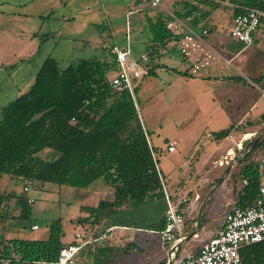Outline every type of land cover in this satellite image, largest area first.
I'll use <instances>...</instances> for the list:
<instances>
[{
    "label": "rangeland",
    "instance_id": "obj_1",
    "mask_svg": "<svg viewBox=\"0 0 264 264\" xmlns=\"http://www.w3.org/2000/svg\"><path fill=\"white\" fill-rule=\"evenodd\" d=\"M214 1L220 2V6L207 7L210 12L207 22L219 29L228 23L231 10L225 6L227 0ZM160 4L163 5L164 0H161ZM136 5L135 0H0V111L2 107L29 90L46 58L55 59L59 68L64 69L70 63L82 59L108 57V51L102 45L123 43L126 13L135 9ZM156 10L158 8L154 9V12ZM137 17H139L137 25L140 23L143 25L141 13L130 16V22ZM135 39L139 43L144 42L145 30L139 31ZM136 41H133L132 58H137L145 52L143 44ZM258 58L255 53L254 60L257 61ZM159 63L164 67H158L153 75L142 78L135 89L141 124L155 147L157 164L168 176L169 184L184 178V181L189 182V188L193 186L197 188L200 184L196 185L199 182L196 179H199L200 175L202 178L207 172H211L208 178H212L220 170L227 173L233 169L231 174L233 181L227 178L220 182L221 173L216 176L215 184L218 186L212 195L214 204L211 210L212 218L216 219L225 211L221 209V203H224L225 195H232L230 193L232 186L239 191L242 187L239 177L242 158L249 154L246 163L257 164L264 156V142L254 149L255 144L264 139V121L257 117L243 122L239 129L232 130L227 138L216 141L214 138L216 134L235 124L230 121L229 115L221 111L220 108L224 105L220 104H224L226 98L233 102L232 105L243 103L247 91L243 89L242 83L238 85L224 81L223 85L212 88L210 83L213 81L204 80L200 74L202 71L195 75L190 74L189 64L177 53L163 56ZM237 74L241 81L251 82L256 86L249 87L251 91L248 92L251 95L255 92L257 96L264 98L262 88L264 81H256L241 70L236 72ZM114 75L115 72L109 73V79ZM243 135L247 136L241 141L242 150L239 151L236 143ZM167 139L177 141L174 153L165 151ZM251 142L255 143L250 152H247L251 146L248 144ZM229 149L232 150L230 156L235 157L234 166H219V160L223 159ZM219 151H223L221 156L218 155ZM39 156L47 160L52 159L54 154L46 150ZM198 160L202 162L199 166ZM209 162L207 167L210 171L203 167ZM23 185V181L16 178H0V194L13 195L8 197L11 202L8 216L4 220L7 224L24 227L27 230L32 223H36L40 228L39 231L33 232L36 235L44 234L48 225L55 220L61 221L68 237L75 230L84 231L87 225L76 223L79 218L88 216L87 212L81 210V205L93 207L99 200L111 199L113 196L112 186L101 181L94 182L88 189L33 181L28 191L23 192ZM206 187L202 188L203 194L200 189L198 194L185 191L184 196L190 199L198 195L197 203H200L206 195ZM228 189L230 191L227 194ZM165 190L171 194L168 188ZM177 191H173V194ZM22 196L33 201L25 216H21L18 202ZM171 198L177 201L179 197L173 195ZM227 209H231V206L228 205ZM206 227L204 230H198L196 236L189 242L179 246L176 258L180 253L184 255L196 252L209 238L207 236L211 230L207 232ZM103 230L104 227L101 225L96 231L90 228L91 233L96 234L102 233ZM191 230L192 228H185L184 236L187 237ZM129 232L131 237L123 236L119 241L111 239L112 245H109L110 242L107 243L106 237L93 243L96 247L112 246L113 250L108 254L109 260L105 264H134L138 259L143 260L144 264H168V247L161 244L157 235L145 231ZM128 237L129 243L125 240ZM131 243L133 245L125 249Z\"/></svg>",
    "mask_w": 264,
    "mask_h": 264
},
{
    "label": "trees",
    "instance_id": "obj_2",
    "mask_svg": "<svg viewBox=\"0 0 264 264\" xmlns=\"http://www.w3.org/2000/svg\"><path fill=\"white\" fill-rule=\"evenodd\" d=\"M195 1L212 8L220 6L213 1ZM229 3L233 16L248 9L264 13V0H229ZM183 6L184 14L174 13L180 18L198 11L189 2ZM154 9L141 13L149 36L145 46L151 66L149 76L156 68L164 67L159 61L166 47L170 43L174 47L177 41L166 28L165 13ZM260 21L264 23V16ZM197 22V16L193 17L192 25ZM116 67L109 53L103 59H82L64 69L59 68L55 59L46 58L29 90L0 111V178L74 188H88L96 181L112 186L111 199H102L95 207L81 208L88 216L76 223L95 231L100 225L104 227L100 234L90 231V243L109 227L158 232L165 222V184L160 168V176L155 169L152 157L155 148L149 144L129 92L110 87L108 74L115 72ZM260 118L264 121V114ZM233 129L230 126L216 134L215 140L227 138ZM263 142L264 139L257 142L254 149ZM46 150L53 152L52 159L39 156ZM248 156L241 160L242 187L234 207L250 206L258 194V162L246 163ZM11 196L0 194V219L8 216ZM18 202L21 216H25L29 212L27 199L22 196ZM202 222L203 218L199 230ZM64 237L61 221L55 220L48 225L46 240L0 238V264H55L60 249L70 244L63 241ZM112 250V246L93 247V262L105 264ZM197 252L198 249L191 255ZM239 253L242 264H264V241L244 246Z\"/></svg>",
    "mask_w": 264,
    "mask_h": 264
},
{
    "label": "built area",
    "instance_id": "obj_3",
    "mask_svg": "<svg viewBox=\"0 0 264 264\" xmlns=\"http://www.w3.org/2000/svg\"><path fill=\"white\" fill-rule=\"evenodd\" d=\"M161 0H141L135 9L126 14L124 41L122 44L104 43L102 46L114 57L116 63L115 75L109 79L110 87L115 91L129 92L136 111L139 114V108L135 96L136 83L142 78L149 76L150 63L146 53H141L137 58H132V36L130 16L136 13H142L145 9L159 8ZM166 16V28L177 37L176 45L179 55L189 64V73L192 75L209 67L212 63L220 59V55L206 43L209 33L206 29L195 30L191 25L189 18H180L174 13L164 11ZM264 13L257 9H248L243 14L232 17L229 28V36L233 40L249 46L253 42L254 34L261 26L260 18ZM243 135L241 140L236 143L239 151L242 150ZM177 147V141L168 143L167 151L174 152ZM219 161V166H232L235 157ZM155 169L160 176L159 167L155 154L152 153ZM259 186L255 201L248 207H233L227 212L222 220L220 227L215 233L205 240L198 248L197 254H182L176 258L178 245L183 242L185 229V216L181 205L190 203L186 196L175 201L163 187L167 208L165 211L164 228L161 231H145L148 234L157 235L161 244L168 248V264H242L240 249L244 246L264 241V156L258 161ZM32 180H26L23 185V192H27ZM243 183H246L243 181ZM198 195L193 200H198ZM33 201L27 199V204L31 205ZM33 225L32 230L37 229ZM116 227H109L105 230L103 237H112L113 230ZM138 232H142L139 230ZM96 240V241H98ZM74 242L62 247L59 251L58 259L55 264H75L79 259L82 248L90 241L81 236L80 233L74 234Z\"/></svg>",
    "mask_w": 264,
    "mask_h": 264
},
{
    "label": "crops",
    "instance_id": "obj_4",
    "mask_svg": "<svg viewBox=\"0 0 264 264\" xmlns=\"http://www.w3.org/2000/svg\"><path fill=\"white\" fill-rule=\"evenodd\" d=\"M207 1H213L214 3H218L220 5V2H218V1H214V0H207ZM139 2H140V0H135L136 4H139ZM184 2H189V1L188 0H164V4L158 8V11H160V12L167 11V12H171V13L177 12L179 14H184V12H185V9L183 6ZM189 3L198 8L197 12L193 13L192 16L187 17V18L191 19L190 25L197 31L206 29L209 33L208 37L206 38L207 45L210 46L212 49H214L220 55V59H218L217 61L212 63L209 67L202 70V72L200 73V74H202L201 77L204 78V80H206L207 82L213 81L212 83H210L212 88L218 87V85H221V84L223 85L224 81H228V82L236 83L238 85L240 83H242L243 89H245V91H247V95L245 97H243V100H242L243 103L238 102V104H233L234 105L233 106L232 105L233 102L229 98H226L224 100V104H220V105H224V106H221V108H220L221 111L230 116L231 122H235V124L232 123L233 125H231L234 128L233 130L239 129V127L242 125L243 122L250 121L251 119L253 120L257 117L260 118V116L262 114H264V98L260 95L257 96L255 94V92L252 95L248 92V91H251V89L249 87H255L256 88V86L252 85L251 82L241 81L240 76H238V74L236 75V72L241 70L242 72L244 71L247 74H249L256 81H260V82L264 81V23L261 24L259 30L254 34L252 44H250L249 46H244L243 44L233 40L229 36V28L231 26V21H232V17H233L232 5L229 3V0H227V2L225 3V6H227L231 10L230 18L228 20V23L225 24L224 27L222 26L219 29H217L216 27L211 25V23L207 22L208 21L207 18H208L209 13H210L208 8H207V7H210L209 5L198 3L195 0H192V2H189ZM129 11H127V12H129ZM195 16H197L198 22L196 23V25H192V19ZM138 20H139V17L134 19L133 22L131 23L132 47H133V41L134 40L136 41L135 36H137L138 32L145 30L141 23L137 25L136 22ZM145 37H146V40H144V42H142V43H139L138 41H136V42L139 44H143V46L145 47V43H147V41H149V36L146 34V32H145ZM173 45H174L173 43H170L166 47L164 56L170 55L172 53L179 54L178 50H177V45H175L174 47H173ZM143 53H145V52H143ZM255 53L257 54V56H259L257 61L254 60V54ZM219 78H222V80L220 81ZM233 78H237V80H233ZM138 82L136 83V87L138 85ZM136 87H135V89H136ZM262 88H264V82H263ZM213 98H212V100H213ZM225 106L227 108H225ZM173 140H175V139H167L165 141V149H166L168 143L173 141ZM148 141H149V144L152 147H154L151 144L149 138H148ZM165 151L167 153H174L175 152V151L174 152H168L167 150H165ZM229 151H230V149L228 150L226 155L223 156L222 160H225V158L226 159L229 158V156H228ZM218 153L217 154L221 156V153H223V151L222 152L219 151ZM220 156L218 158H220ZM200 161L201 160H198V162H197L198 166L202 163ZM209 164H210V162L207 165H203V167L208 169L207 166ZM234 164H235V162H234ZM234 164L232 166H234ZM198 166H197V169H198ZM160 170H161V173L164 177L165 188H168V190L171 191V194H170L171 196L178 195L179 198L177 200H179L180 198L184 197V195H186L185 191H188V192L193 191L194 194H198V191H200V189H201V193L203 194L204 190H202V188L204 186H207L205 189L207 191H206V195L204 196V198L206 196H208V198L206 200V203H205L203 211H202L203 222H202L201 230H204V228L207 226L206 227L207 232L209 229L211 230V233L209 234L210 236L209 235L207 236V238L208 237L210 238L215 233V231L220 227L224 215L234 207L237 194L239 193V190L235 189L234 185H233L231 192H230V193H232V195H225L224 196V197H226L225 201H224V203H221L222 204L221 209L222 210L225 209V211H223L221 213L220 217L218 216L216 219H213L212 218L213 216L211 213L212 212L211 210H212L213 204H214V202L212 200V195L214 194V191L216 190V188L218 186V184H215L217 181L216 176L221 173L220 175H222V177H221L220 182L227 179V178L230 179L231 181H233V178L231 176L233 169L228 170L227 173H225L224 170H220L218 172V174L212 178H208L209 177L208 174H210L211 172H209V173L207 172L206 176L202 177V178H201L202 175H200L199 179L198 178L196 179V181H199L198 183H196V185L200 184L199 187H197V188H194V186L189 188V182L184 181V178H181L179 181H175V182L169 184V182H167L168 176L165 175V173L162 171L161 168H160ZM208 170L210 171V169H208ZM202 182H203V184H202ZM232 183L234 184V182H232ZM181 184H182V186H181ZM173 185L175 187H173ZM179 187H181V188H179ZM86 191H88V190H86ZM173 191H177V192H175L173 194ZM229 191L230 190L228 189V192H226V193L228 194ZM88 192H89V194L91 193L90 191H88ZM26 199H28V198H26ZM203 199H202V202H203ZM84 200H86L85 197H84ZM188 200L190 201V203H187L185 205H181V209L184 211L185 228L186 229H190L193 227L194 221H195L197 213H198V209L202 203V202L197 203L198 200H196V201L193 200V197L190 199L188 198ZM10 202H8V207L10 205ZM228 205L231 206V209L226 210ZM81 206L86 207L85 205H81ZM95 206H93V207H95ZM86 216L87 215H85L83 217H86ZM201 221H202V219H201ZM33 225H37V224L32 223L29 230H27L24 227L22 228L19 226H14L13 224H7L4 220V218H2V219H0V238L6 239V240L14 239V238L27 239V240H46L48 237V229L46 231H44L45 235L44 234L36 235L33 232L39 231L40 228L38 226L36 230H32L31 227ZM87 228H88V226L86 227V229ZM86 229H84V231L75 230L74 233H72V235L70 237H68L67 232H65V230H64L65 237L63 238V241L66 244L73 242L75 233H80L83 238L91 241L90 230H88V229L86 230ZM129 231H132V229L116 227L113 230L112 237H106L105 239L108 241L107 242L108 244L110 242L109 245H112L111 241L114 239H117V241H119L120 238L123 236L128 235L129 237H131ZM129 237L125 238L127 243H129L128 242ZM103 239H101V240H103ZM94 242H97V241H93V242L85 245L82 248V250L79 254V259L75 264H95L92 260V253H91V251H93V247H96L95 245H93ZM37 264H39V263H37ZM42 264H44V263H42ZM134 264H144V262H143V260L138 259V261Z\"/></svg>",
    "mask_w": 264,
    "mask_h": 264
},
{
    "label": "water",
    "instance_id": "obj_5",
    "mask_svg": "<svg viewBox=\"0 0 264 264\" xmlns=\"http://www.w3.org/2000/svg\"><path fill=\"white\" fill-rule=\"evenodd\" d=\"M254 143H255V142H252V143H251V146L247 149V152H250V150H251L252 146L254 145ZM225 173H226V172H225ZM207 198H208V196H206V197L203 199V202L201 203V205H200V207H199V209H198V213H197L196 219H195V221H194V225H193V227H192L191 232L188 234L187 237L184 238L183 242L180 243V244L178 245L177 250L179 249V246L181 247L183 244L189 242L193 237L196 236L197 231H198L199 226H200L201 219H202V211H203V208H204V205H205V203H206Z\"/></svg>",
    "mask_w": 264,
    "mask_h": 264
}]
</instances>
